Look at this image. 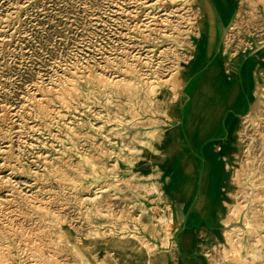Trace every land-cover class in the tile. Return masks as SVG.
<instances>
[{"label":"rangeland","instance_id":"374dc122","mask_svg":"<svg viewBox=\"0 0 264 264\" xmlns=\"http://www.w3.org/2000/svg\"><path fill=\"white\" fill-rule=\"evenodd\" d=\"M236 3L206 53L186 43L201 24L194 0H0V264H264V5ZM212 62L225 79L246 68L243 92L214 76L195 95ZM173 73L166 109L156 100ZM178 161L212 181L213 223L185 226L197 199L171 191ZM253 204L259 224L243 222Z\"/></svg>","mask_w":264,"mask_h":264},{"label":"crops","instance_id":"0c3cea01","mask_svg":"<svg viewBox=\"0 0 264 264\" xmlns=\"http://www.w3.org/2000/svg\"><path fill=\"white\" fill-rule=\"evenodd\" d=\"M196 3L200 10V23H209L207 34L208 38H212L217 34V23L226 24L235 16L233 9L237 5L236 0H196ZM239 4V3H238ZM239 10V9H238ZM207 26L204 25L202 29V33L206 31ZM204 36V34H203ZM203 38V37H202ZM205 52H203L204 54ZM222 68V65L217 66L215 62H212L210 65L204 67V71L201 76L196 77L193 81L195 95L198 92L199 86L202 85L203 81H207L212 79L214 76H219L220 79L226 81L229 79L234 82V86L232 90L234 93H242L243 91L239 88L238 84L235 82L240 81V77L244 78L247 76L246 71L241 69V72H234L231 74V77L225 79L224 74L221 75L219 70ZM203 69V68H202ZM194 68H188L184 72V78L188 79L191 74L195 73ZM196 74V73H195ZM220 74V75H219ZM222 86V85H221ZM231 87V86H230ZM223 87L220 85L217 87V92L221 93ZM235 90H234V89ZM230 89H228L229 91ZM215 98V95L213 96ZM211 97V98H213ZM185 162L181 163L178 161L177 163H172L166 165L165 172L167 173L170 180V189L173 193L178 195V197L184 199H197L189 204L188 209H186L185 215V226L191 227L195 224L203 223V224H211L215 221V215L212 210V201H204L203 199L212 200L211 196H207V193H212L213 184L210 180L209 184L207 180L198 181V177L195 174V171H187L184 169ZM173 174V175H171ZM199 188V190H197ZM199 199V200H198ZM186 240L180 244L181 246L186 244ZM181 264H207L203 257L198 255H185L182 256L180 260Z\"/></svg>","mask_w":264,"mask_h":264},{"label":"bare ground","instance_id":"6f19581e","mask_svg":"<svg viewBox=\"0 0 264 264\" xmlns=\"http://www.w3.org/2000/svg\"><path fill=\"white\" fill-rule=\"evenodd\" d=\"M194 2L196 3V0H194ZM247 2L249 3V5L251 6V9H253L254 7H256V5H257V3L258 2H260V3H262V5H264V0H247ZM197 4V3H196ZM197 6V5H196ZM198 7V6H197ZM198 9V8H197ZM237 18H239V16H238V12H236V14H235V16L233 17V20H236ZM167 20H169V19H167ZM170 21V20H169ZM168 25V24H167ZM200 26H201V24H199V26H198V29L196 30V31H194V33H193V37H194V40H192V39H188V41L186 42L187 43V45H193L194 47H195V49H197L198 50V48H199V43H200V39H203L204 41H205V44H206V53H208V52H210V50H211V48L213 47V41H210V38H208V34H207V30H208V26H210V24L209 23H207L205 26H207L206 28V31H204V33H202L203 31H202V29H203V26H201V28H200ZM178 29V28H177ZM234 29L233 28H230L229 30H227L226 32H225V37L227 36V35H231V32L233 31ZM203 34H204V36H203ZM203 37V38H202ZM213 38V37H212ZM242 60H245L244 61V63H243V65L245 66V67H249V58H247L246 56H244L243 57V59ZM177 66V70H176V73L178 74H180V70L181 69H183L184 67H185V63L184 64H178V65H176ZM175 66V67H176ZM244 69H246V68H244ZM174 70V69H173ZM172 72V71H171ZM97 73V72H96ZM99 73V72H98ZM132 73V72H131ZM175 73V72H174ZM174 73L172 74V75H168L169 77H167V78H165V79H161V81H162V84H161V86H162V88L160 89V92H159V97H158V99L156 100V101H159L160 103H162L164 106H165V108L166 109H171V103H172V99L173 98H175V96H176V93H177V90H178V88H180V86H181V83L179 82V76H177L176 77V75H174ZM73 75V74H72ZM78 77V76H77ZM88 77V76H87ZM157 77V76H156ZM145 78V77H144ZM77 79V78H76ZM86 79V78H85ZM90 79H92L91 77H90ZM139 79V78H138ZM158 79V78H157ZM74 80V79H73ZM78 80V79H77ZM82 80V79H81ZM95 80L97 81V82H99V83H101L102 84V86H103V83H105V84H108V83H110V84H112V86H114V85H116V84H119V85H121V88L123 89V90H127V91H130V90H132V89H135L136 87V84L135 83H133V82H130V81H127V80H125V79H123V78H118V79H112V78H108V77H104V76H102V75H100V74H95ZM70 81V80H69ZM94 81V80H93ZM82 82H84L83 80H82ZM142 82H143V80H142ZM64 83V82H63ZM158 83V82H157ZM67 84V83H66ZM76 84V83H75ZM159 84V85H160ZM100 85V84H99ZM98 85V86H99ZM143 85H144V89H145V91L146 92H152L153 91V89H154V87H155V84L153 83V82H151V81H144V83H143ZM193 85H194V83H193ZM105 86V85H104ZM110 86V85H109ZM72 87V86H71ZM117 87V86H116ZM115 88V87H114ZM67 89V88H66ZM103 89V88H102ZM119 89V88H118ZM141 89V88H140ZM71 90H73V89H71ZM114 90V89H113ZM121 90V89H120ZM64 91V90H63ZM62 91V92H63ZM91 91V90H90ZM141 91V90H140ZM144 91V90H143ZM92 92V91H91ZM65 93V92H64ZM89 93V92H88ZM103 93V92H102ZM156 93V92H155ZM149 96V95H148ZM153 97V96H152ZM148 100H149V98H148ZM151 101V100H150ZM131 103H132V101H131ZM151 103H152V101H151ZM156 103V102H155ZM158 103V102H157ZM154 104V103H153ZM159 104V103H158ZM159 106V105H158ZM156 107V106H155ZM151 108H152V105H151ZM154 111V110H153ZM105 115H106V113H105ZM107 116V115H106ZM105 116V117H106ZM149 118V117H148ZM103 120H105V119H103ZM102 121V120H101ZM107 121V120H106ZM127 121V120H126ZM111 124H113V127H116V126H118V125H120L116 120L115 121H113V123H111ZM113 129V128H112ZM238 130V129H237ZM121 133V132H120ZM238 140H239V138H238ZM158 142V141H157ZM164 153H166V152H164ZM167 154V153H166ZM168 155V154H167ZM134 161V160H133ZM93 163V162H92ZM88 164H90V163H88ZM95 165V164H94ZM91 166H93L92 164H91ZM103 166H105V165H103ZM131 166V165H130ZM82 168V167H81ZM89 168V167H88ZM96 168V167H95ZM83 169V168H82ZM103 169V168H102ZM101 169V170H102ZM107 169V168H106ZM87 170V169H86ZM91 170V169H90ZM238 170H236V172H237ZM103 172H104V170H103ZM137 172V171H136ZM107 173V172H106ZM79 174V173H78ZM91 174V173H90ZM104 174V173H103ZM148 174V173H147ZM93 175H94V173H93ZM140 175H141V173H140ZM171 175H173V174H171ZM168 176V175H167ZM97 177H98V175H97ZM101 177V176H100ZM99 177V178H100ZM93 181V180H92ZM237 182H239V181H237ZM93 183V182H92ZM170 183V182H169ZM88 188V187H87ZM88 190H89V188H88ZM84 191H85V188H84ZM86 192V191H85ZM87 193V192H86ZM255 199H257V197L255 196L254 197V199L253 200H255ZM244 207V205L242 204V203H239V202H236L234 205H231L230 206V209L228 210V212H230V214H232L235 218H237L238 217V214H239V212L242 210V208ZM166 215V214H165ZM251 216H254L255 217V223L256 224H259L261 221H260V217H261V210L260 209H258L257 208V206L256 205H252L250 208H248L247 210H246V212H245V214H244V216H243V222H246L247 220H248V217H250L251 218ZM167 217V216H166ZM165 217V218H166ZM253 218V217H252ZM251 218V219H252ZM250 219V220H251ZM225 222V221H224ZM234 228H237L236 226H233ZM229 231H231V230H226L225 232H226V238H227V240L228 241H231L232 243L235 241L234 239H233V233L234 232H232L231 231V233H228ZM260 241H264V239H260ZM248 249H250V248H248ZM255 251V250H254Z\"/></svg>","mask_w":264,"mask_h":264}]
</instances>
